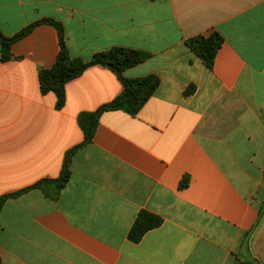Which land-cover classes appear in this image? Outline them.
<instances>
[{"label": "crops", "instance_id": "crops-1", "mask_svg": "<svg viewBox=\"0 0 264 264\" xmlns=\"http://www.w3.org/2000/svg\"><path fill=\"white\" fill-rule=\"evenodd\" d=\"M44 18L62 23L72 58L150 54L124 76L158 86L135 116L99 115L56 202L38 190L5 201L0 264H264V0H0L4 37ZM211 33L222 43L208 69L185 41ZM58 52L41 24L0 59V197L59 177L83 141L78 116L121 93L93 66L56 108L38 74ZM142 210L162 224L132 243Z\"/></svg>", "mask_w": 264, "mask_h": 264}, {"label": "trees", "instance_id": "trees-1", "mask_svg": "<svg viewBox=\"0 0 264 264\" xmlns=\"http://www.w3.org/2000/svg\"><path fill=\"white\" fill-rule=\"evenodd\" d=\"M41 24L52 26L58 36L59 52L51 68L41 70L38 74L39 89L42 94L52 92L56 96L55 106L60 109L65 102L64 86L67 82L78 77L84 70L101 66L109 69L115 74L122 86L121 93L111 102L102 105L93 113H83L78 116V124L83 132V141L80 145L70 149L64 156L62 170L59 177L55 179H40L33 185L18 192L0 197V210L7 199L16 198L30 190H38L46 198L56 202L59 199L62 189L66 186L70 178V163L74 152L89 144L93 138L98 117L105 111H123L130 116H135L145 102L151 97L158 86V78L149 75L143 78L130 79L124 76V71L139 63L149 59L150 54L123 47H113L108 51L97 52L92 57L84 61L80 58H72L65 43L64 28L62 23L50 18L38 20L21 29L12 37H4L0 33V59L7 61L10 59V46L31 32V30ZM222 43V38L217 33L208 36L197 35L185 41V46L192 51L208 69L213 66L214 58L218 48ZM193 88L185 90L184 94L192 93ZM186 183L182 182L181 187ZM263 208L260 209L258 218ZM162 224V219L148 211H140L131 228L127 233V239L132 243H138L143 235L149 230L155 229Z\"/></svg>", "mask_w": 264, "mask_h": 264}]
</instances>
